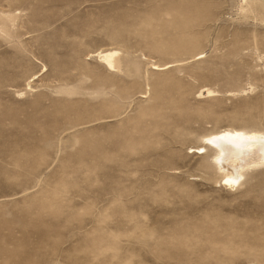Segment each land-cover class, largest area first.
<instances>
[{
	"label": "rangeland",
	"instance_id": "1",
	"mask_svg": "<svg viewBox=\"0 0 264 264\" xmlns=\"http://www.w3.org/2000/svg\"><path fill=\"white\" fill-rule=\"evenodd\" d=\"M226 128L264 133V0H0V264H264Z\"/></svg>",
	"mask_w": 264,
	"mask_h": 264
},
{
	"label": "bare ground",
	"instance_id": "2",
	"mask_svg": "<svg viewBox=\"0 0 264 264\" xmlns=\"http://www.w3.org/2000/svg\"><path fill=\"white\" fill-rule=\"evenodd\" d=\"M117 51H107L98 55L111 69L115 68ZM163 68V67H162ZM154 69H158L154 66ZM206 95H214L216 91L206 88ZM201 95H205L204 92ZM207 147L213 151L211 161L224 176L222 184L235 188L248 169L264 165V133L243 131L239 129H222L202 138V145L196 152L206 153Z\"/></svg>",
	"mask_w": 264,
	"mask_h": 264
}]
</instances>
